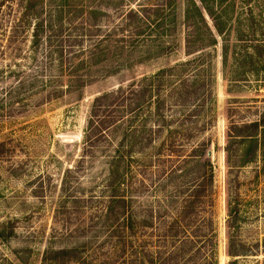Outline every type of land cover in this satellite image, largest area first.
<instances>
[{
	"label": "rangeland",
	"instance_id": "rangeland-1",
	"mask_svg": "<svg viewBox=\"0 0 264 264\" xmlns=\"http://www.w3.org/2000/svg\"><path fill=\"white\" fill-rule=\"evenodd\" d=\"M232 1L0 0V264L72 247L100 264L117 240L93 225L112 196L132 219L162 214L204 162L218 264L230 235L234 264H264V84L231 71L246 44ZM102 95L116 122L94 136Z\"/></svg>",
	"mask_w": 264,
	"mask_h": 264
},
{
	"label": "trees",
	"instance_id": "trees-1",
	"mask_svg": "<svg viewBox=\"0 0 264 264\" xmlns=\"http://www.w3.org/2000/svg\"><path fill=\"white\" fill-rule=\"evenodd\" d=\"M238 2L243 19L237 18L235 23H230V33L246 44L233 52L231 71L243 78L257 77L264 84V0H233L230 12H234ZM216 30L221 32L217 27ZM104 98L106 95L97 97L92 107L89 127L94 136L116 122V119L101 116L110 105L103 101ZM250 126L257 131L260 123L253 122ZM248 137L253 139L254 135ZM254 158L252 156L245 163L253 162ZM200 168L195 172L193 185L183 192L180 204L175 208L166 206L162 214L160 208L151 209L132 219L127 215L130 205L125 198L112 196L101 210L100 221L93 225L101 234L110 231L108 236L117 240L100 264L119 261L122 264H218L217 233L212 215L213 175L207 163ZM237 216V209H230L232 222ZM48 255L53 264H95L93 260L87 262L88 256H83L81 247L47 250ZM228 255L231 257L229 264L246 255L232 235L229 236Z\"/></svg>",
	"mask_w": 264,
	"mask_h": 264
}]
</instances>
